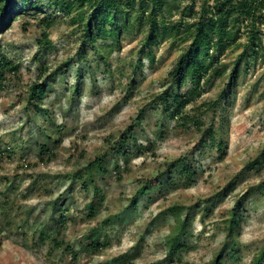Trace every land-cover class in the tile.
Segmentation results:
<instances>
[{
  "label": "rangeland",
  "instance_id": "obj_1",
  "mask_svg": "<svg viewBox=\"0 0 264 264\" xmlns=\"http://www.w3.org/2000/svg\"><path fill=\"white\" fill-rule=\"evenodd\" d=\"M177 1L179 8L168 22L188 20L182 10L192 1ZM213 1L207 0L209 5ZM138 2L134 0L135 8ZM202 3L194 0L193 11L198 13ZM40 8L43 12L18 14L0 24V54L17 65L0 87V264H99L114 259L122 264H208L223 246L233 206L243 195L237 210L239 224L232 234L239 251L225 264H254L264 247V169L249 168L264 147V24L259 28L258 54L239 65L238 78L222 95L221 105L207 109L225 90L227 75L201 82L183 116L171 119L168 112L152 107V97L168 85V74L183 45L163 36L151 46L153 57L142 55L134 75L144 37L143 30L134 28L122 37L119 52L112 50L108 68L89 55L90 66L82 67L78 79L79 62L74 59L78 34L61 13ZM44 16L51 18L50 28L40 22ZM43 31L48 32L51 48L38 43ZM240 35L245 42V25ZM234 56L227 51L221 58L228 62ZM67 59L72 60L60 66ZM43 68L48 72L42 73ZM48 73L54 74L39 103L45 112L34 115L37 108L29 102L28 89ZM77 83L80 90L75 94L72 87ZM142 109L140 124L134 127L136 144L126 156L116 158L121 180L112 162L109 175L98 179L106 194L105 207L99 218H90L88 195L65 176L108 152L121 133L135 125ZM196 114L203 122L200 130L192 122ZM207 127L223 139L222 153L217 142H201ZM44 143L49 152L41 160L38 145ZM187 154H192L198 167L194 181L162 188L148 207L141 200L108 243L98 251L82 250L79 243L84 234L104 216L120 213V205L129 202L139 181ZM53 201L61 203V209L69 208L65 223L57 222L60 211L53 215ZM173 204L192 207V220L186 247L171 262L165 260L164 243L174 230V219L156 217ZM42 228L51 236L40 239ZM53 237L71 244L75 258L65 245L56 248Z\"/></svg>",
  "mask_w": 264,
  "mask_h": 264
},
{
  "label": "trees",
  "instance_id": "obj_2",
  "mask_svg": "<svg viewBox=\"0 0 264 264\" xmlns=\"http://www.w3.org/2000/svg\"><path fill=\"white\" fill-rule=\"evenodd\" d=\"M138 1V6L135 8L134 0H0V24L9 23L18 14L34 15L36 12H43L41 6L52 9L55 13H61L63 19L78 34L76 40L78 46L74 55V59L77 63L79 62L76 65L78 79L82 67L89 68L90 66L89 55L96 58L97 64L108 68L109 55L112 50L118 53L122 37L132 32L134 28L138 32L143 30L144 33L138 50V58L133 68L135 75L142 55L148 54L153 57L151 46L157 44L163 36L168 35L173 41H177L184 47L168 74L170 77L168 85L152 97V107H158L168 112L171 119L178 115L183 116L185 108L192 104V97L199 90L201 82L227 75L228 82L225 90L207 107L210 110L218 108L221 105L222 95L228 93L229 86L238 78L239 65L248 60L251 55L258 54L257 48L261 42L259 28L264 24L262 13L264 0H214L212 5H209L207 0H203L198 13L193 11L194 0H191L192 2L182 10L188 20L180 19L173 23L168 21L173 16L174 10L179 8L177 0ZM40 22L44 24L45 28H50L52 25L51 18L47 16L42 17ZM244 25L247 30L245 42L242 41L240 35ZM107 41L110 42L109 45L105 44ZM38 43L43 48H51L47 31H43ZM227 51L235 54L233 59L228 62L221 58V55ZM72 59H67L68 61L66 60L60 66H67ZM16 70L17 65L0 54V87L7 79V74L14 73ZM46 72L48 70L43 68L42 73ZM53 74L48 73L40 83L35 82L28 89L29 102L35 104V108H37L34 115L45 112L39 103L46 92L48 78ZM135 80L136 77L131 80V83H134ZM186 82L191 85H187ZM79 88L80 85L77 83L72 87V91L77 94ZM143 111L144 109L136 117L135 125L123 131L117 142H114L110 146L111 148L109 147L108 152L96 156L82 168L65 176L72 182H77L82 191L88 195L89 201L86 209L90 218H99L101 209L103 206L105 207L106 194L104 189L98 185V179L109 175L112 162V170L117 172V180H121L120 169L115 163L116 158L117 155L126 156L129 152L128 149L136 144L134 127L136 128L140 124ZM197 116V114L194 115L192 122L200 130L203 122ZM210 129V127L205 128L206 133L202 134L201 142L206 143L208 140L217 142V150L222 153L223 139ZM159 134L161 136L163 131H160ZM38 149L42 160V156L49 152L47 144L38 145ZM192 154L165 163L162 172L139 181L129 202L126 205H120V213L104 216L97 222V226L84 234L79 243L82 250L98 251L100 247L108 243L111 234L119 230V225L124 218L130 217L138 210L141 200L144 199L142 206L148 207V203L154 200L155 195L161 193L162 188L163 190L167 187L170 188L179 181L184 183L194 181L198 175V167L191 157ZM249 168L264 169V147L257 158L250 162ZM243 196L233 206L227 222V233L223 246L208 264H225L226 261L234 259V256L237 255L239 250L232 234L233 229L239 224L237 223L239 222L237 210H239L242 200H245ZM52 206L53 215L56 211L61 212L57 222L65 223L69 208L65 206L61 209L62 205L58 201H53ZM195 208H200V205H195ZM183 210L186 211L185 216H183ZM191 211L192 207L187 208L181 204H173L157 215V219L165 220L166 217L174 219V230L164 243L166 261L172 262L174 255L179 258L180 252L186 247L185 241L189 234L188 225L192 220ZM42 235L47 238L51 236L43 228L40 239H43ZM52 243L56 248L65 245L66 252L75 258L77 252L71 244L64 243L63 239L58 237H53ZM132 250H136V247ZM120 260L114 259L108 263L99 264H122ZM253 262L254 264H264V247L254 257ZM156 264H163V261Z\"/></svg>",
  "mask_w": 264,
  "mask_h": 264
}]
</instances>
